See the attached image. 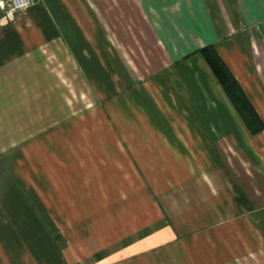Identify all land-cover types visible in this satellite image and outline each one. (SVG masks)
Segmentation results:
<instances>
[{"label":"crops","instance_id":"obj_1","mask_svg":"<svg viewBox=\"0 0 264 264\" xmlns=\"http://www.w3.org/2000/svg\"><path fill=\"white\" fill-rule=\"evenodd\" d=\"M1 15L0 264H264V0Z\"/></svg>","mask_w":264,"mask_h":264},{"label":"trees","instance_id":"obj_2","mask_svg":"<svg viewBox=\"0 0 264 264\" xmlns=\"http://www.w3.org/2000/svg\"><path fill=\"white\" fill-rule=\"evenodd\" d=\"M199 52L218 80L221 88L231 101L235 110L238 112L245 125L250 129L251 133L260 131L264 125H262L257 114L244 96L237 81L229 72L214 47L209 45L199 49ZM253 123H255V126Z\"/></svg>","mask_w":264,"mask_h":264},{"label":"built area","instance_id":"obj_3","mask_svg":"<svg viewBox=\"0 0 264 264\" xmlns=\"http://www.w3.org/2000/svg\"><path fill=\"white\" fill-rule=\"evenodd\" d=\"M33 0H0L1 20L13 21L18 13H25Z\"/></svg>","mask_w":264,"mask_h":264},{"label":"rangeland","instance_id":"obj_4","mask_svg":"<svg viewBox=\"0 0 264 264\" xmlns=\"http://www.w3.org/2000/svg\"><path fill=\"white\" fill-rule=\"evenodd\" d=\"M218 81V80H217ZM220 85V84H219ZM223 90V89H222ZM224 92V91H223ZM203 139H207L208 141H209V139H210V137H203L202 138V141H203ZM204 145V142H202V146ZM192 147H193V145H192ZM198 147V144L196 143V148ZM224 154L225 155H227V156H229L230 155V158H229V160H236V159H241L240 158V151H235V149H231L230 148V150H229V152H224Z\"/></svg>","mask_w":264,"mask_h":264}]
</instances>
